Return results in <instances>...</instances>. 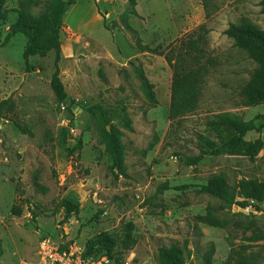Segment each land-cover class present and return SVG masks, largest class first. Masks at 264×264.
I'll return each instance as SVG.
<instances>
[{
  "label": "rangeland",
  "instance_id": "374dc122",
  "mask_svg": "<svg viewBox=\"0 0 264 264\" xmlns=\"http://www.w3.org/2000/svg\"><path fill=\"white\" fill-rule=\"evenodd\" d=\"M53 1L3 0L2 40L22 11L40 17ZM261 1L214 0L207 16L202 0H137L134 7L129 0H75L61 25L62 103L49 82L54 52L31 57L28 68L24 34L0 45V103L8 100L0 118V264H33L43 239L85 254L102 235L121 238L128 223L135 245L115 247L103 264H160L159 248L172 246L184 264H227L238 251L248 264H264V202L216 211L224 228L198 220L222 204L201 191L212 175H224L230 187L264 181V145L252 160L206 153L196 166L186 163L205 150L200 137L219 142L226 135L209 126L219 117L264 123V104L245 107L242 95L256 64L224 34L243 19L264 30ZM202 25L209 30L206 56L216 65L204 78L197 109L172 122L166 56ZM137 69L154 85L157 106L145 98ZM104 128L124 146L127 177L110 171ZM258 138L264 143V129L244 140ZM63 201L78 211L66 217ZM257 233L262 238L251 240Z\"/></svg>",
  "mask_w": 264,
  "mask_h": 264
},
{
  "label": "trees",
  "instance_id": "16d2710c",
  "mask_svg": "<svg viewBox=\"0 0 264 264\" xmlns=\"http://www.w3.org/2000/svg\"><path fill=\"white\" fill-rule=\"evenodd\" d=\"M137 0H129L130 6L134 7ZM214 0H202V5L206 9L207 16H210V6ZM3 0H0V7ZM75 4V0H55L47 6L46 12L40 16H33L31 13L22 11L19 20L11 24L9 32L2 40L0 30V45L8 42L14 35L21 33L27 38V43L23 52V58L28 68L29 59L38 56L45 58L51 52L55 54V72L50 82V87L54 92L57 100L65 102L67 94L62 81H60V69L58 63L61 58V28L63 24V15ZM262 12L264 13V0L261 1ZM202 25L196 36H188L183 40L177 52H171L166 56L167 62L172 70V81L170 87V105L169 120L178 121L189 113L194 112L198 107L201 93V86L205 76L209 73L210 67H214L216 63L211 58H207L204 47L207 42V34L209 30ZM224 34L233 41V45L242 50L250 60L256 64L250 79L242 90L245 107H257L264 104V30L252 24L246 19L241 20L238 24H230L224 31ZM137 76L141 83L142 91L145 98L151 106H157L158 100L154 91V85L149 82L142 70L137 69ZM8 104V100L0 103V118L4 117V108ZM264 119V116H262ZM219 120L209 123L214 130H225V136L219 138V142H214L205 137H200V141L205 145V150L195 158L186 159L189 166H196L206 153L214 156L220 155H242L254 159L263 148V141L259 138L255 142H246L244 138L250 132L260 133L264 129V123L256 125L255 122L245 121L239 117L222 116ZM126 128L132 130L130 123L126 124ZM102 144L105 146V153L111 161L110 171L116 177H127L125 166V149L120 138L113 131L108 132L105 128L101 136ZM81 145V144H79ZM70 156L74 151L69 152ZM169 189L167 185L162 190ZM201 191L219 199L222 204L217 208H208L207 214L198 216V220L204 224L216 227H225L224 224L215 219L216 211H224L233 206L246 208L249 200L264 202V181L258 180H240L235 186L230 187L224 175H212L206 185H203ZM241 198L242 201L238 199ZM66 217H69L74 211H78L79 206L69 201L61 203ZM16 215L20 214V209L13 207ZM134 225L128 223L123 229L121 238L102 235L95 242V245L89 247L87 254H94L95 258L108 256L113 259L115 247H120L123 251L130 250L136 243L132 235ZM246 230L250 231L251 226L248 225ZM255 238L251 240L257 241L262 236L260 233L255 234ZM212 253L206 255V261L209 263ZM236 257L230 256L227 264H248L247 260L238 252ZM158 260L160 264H184L181 258V250L176 246L168 249L159 248ZM205 260V257H204ZM118 264V263H117Z\"/></svg>",
  "mask_w": 264,
  "mask_h": 264
},
{
  "label": "built area",
  "instance_id": "2783aa9c",
  "mask_svg": "<svg viewBox=\"0 0 264 264\" xmlns=\"http://www.w3.org/2000/svg\"><path fill=\"white\" fill-rule=\"evenodd\" d=\"M73 132V130H71ZM38 247V258L33 264H103L108 263L106 257H86L79 248L64 242L56 243L43 239ZM26 264V263H24Z\"/></svg>",
  "mask_w": 264,
  "mask_h": 264
}]
</instances>
